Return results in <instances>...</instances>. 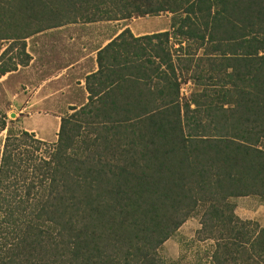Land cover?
I'll return each instance as SVG.
<instances>
[{
	"label": "trees",
	"instance_id": "obj_1",
	"mask_svg": "<svg viewBox=\"0 0 264 264\" xmlns=\"http://www.w3.org/2000/svg\"><path fill=\"white\" fill-rule=\"evenodd\" d=\"M164 13L168 31L126 28L99 49L55 143L7 131L0 264H167L158 251L197 215L212 264H264V229L234 214L264 199V0H0V61L17 52L0 77L38 33ZM174 55L209 67L185 101Z\"/></svg>",
	"mask_w": 264,
	"mask_h": 264
},
{
	"label": "rangeland",
	"instance_id": "obj_2",
	"mask_svg": "<svg viewBox=\"0 0 264 264\" xmlns=\"http://www.w3.org/2000/svg\"><path fill=\"white\" fill-rule=\"evenodd\" d=\"M170 13L158 16L130 17L117 21H79L52 28L25 40V52L30 56L26 66L0 77V153L8 130L14 133L27 131L47 144L57 141L60 120L87 103L85 77L97 70L96 54L118 32L128 28L133 36L140 37L169 30ZM11 42L0 41V55ZM197 52L194 58L201 56ZM16 48L0 61L17 64ZM178 81H181L180 98L201 92L195 84L192 70L208 69L206 61L196 67L192 60L188 71L186 62L173 56ZM211 84L215 80L210 81ZM213 86V85H211ZM193 108V106H192ZM5 128L1 130V121ZM234 214L241 220L251 221L264 229V199L247 196L234 199ZM200 215L189 218L158 251L167 264H212L210 255L214 241L201 240Z\"/></svg>",
	"mask_w": 264,
	"mask_h": 264
},
{
	"label": "crops",
	"instance_id": "obj_3",
	"mask_svg": "<svg viewBox=\"0 0 264 264\" xmlns=\"http://www.w3.org/2000/svg\"><path fill=\"white\" fill-rule=\"evenodd\" d=\"M124 29H126V28H124ZM124 29H123V30H124ZM123 30H121L120 32H118V33H117V34H116L111 40H109V42L112 41L116 36H118ZM109 42H106L105 45H107ZM105 45H103V47H104ZM103 47H102V48H103ZM100 49H101V48H100ZM98 51H99V50H98Z\"/></svg>",
	"mask_w": 264,
	"mask_h": 264
}]
</instances>
